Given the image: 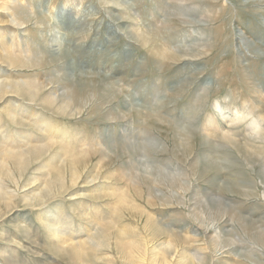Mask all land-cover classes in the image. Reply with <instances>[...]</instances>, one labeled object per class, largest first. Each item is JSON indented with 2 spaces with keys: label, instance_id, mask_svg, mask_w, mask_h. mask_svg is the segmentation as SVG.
Wrapping results in <instances>:
<instances>
[{
  "label": "rangeland",
  "instance_id": "rangeland-1",
  "mask_svg": "<svg viewBox=\"0 0 264 264\" xmlns=\"http://www.w3.org/2000/svg\"><path fill=\"white\" fill-rule=\"evenodd\" d=\"M1 74L0 264H264V149L199 132L264 103V0H0Z\"/></svg>",
  "mask_w": 264,
  "mask_h": 264
},
{
  "label": "bare ground",
  "instance_id": "bare-ground-1",
  "mask_svg": "<svg viewBox=\"0 0 264 264\" xmlns=\"http://www.w3.org/2000/svg\"><path fill=\"white\" fill-rule=\"evenodd\" d=\"M256 4H254V5H256ZM251 5H249V6H251ZM254 5H252V6H254ZM146 40H147V38H146ZM157 53H159V52L157 51ZM166 53L170 57L174 54L172 52H166ZM163 54H165V51ZM174 55H176V54H174ZM82 89H85V88H82ZM9 91H14V92L23 93V94L27 93L26 89H21L19 86L14 84L12 82V80L10 79V77L1 74L0 75V94H3L5 92H9ZM30 99L32 101H35V102L39 101L38 103H41L44 106L45 105L46 106H52L51 108L56 110L57 113L69 115V116L71 114H73V113H70L71 110L69 109L68 105L65 106L63 104L58 103L57 100L55 98L51 97V95H49V94H47V95L42 94L41 95V94L36 93V94L31 95ZM261 100L262 99L260 98L259 102H256L255 100L251 101V103L249 102L248 104H245V106H243V108L237 107L230 112H226L225 109H223L222 105L217 103L216 109L218 110L217 111L218 114L215 113L213 116H210L207 123L202 124L201 128L199 129L200 130L199 132L201 134V137H202L204 143L209 144L211 142L217 143V141H224V142H227V143L231 144L232 146L234 145L236 147L242 145V146H246L248 148L254 149V150L264 149V115L257 113V110H259L261 108V105L264 104V103L260 102ZM18 112H19V110L17 109V107H14L11 110H9V113H7V115H8L10 120H12L13 122H17L18 121L17 116L20 115ZM195 119L193 121H195ZM20 120H21V118H20ZM20 120L18 122L22 123L23 125H26V123H27L26 121L24 122V121H20ZM31 120H34V118H32ZM47 121L48 120H45V122H47ZM34 122H38V120L34 121ZM40 123L41 122H38L37 124L36 123L35 124H36V126H38V125H40ZM47 123L50 124V121H48ZM190 124H192V122H190ZM1 127H3V126L0 123V128ZM187 134H188V132H187ZM65 136H66V134H63L61 136V140L59 141V144L63 147V148H61V151H63V149H64L66 154L73 153L74 152L73 150H75V148H72V147H66L65 148V146H64L65 144H68L66 142L68 139ZM239 138L242 139L241 142H240ZM1 143H3V141L0 140V144ZM217 145H221V144L219 143ZM213 147L215 148L216 146L213 144ZM59 149H60V147H59ZM215 151H216V148H215ZM31 159H32L31 155L23 154L19 157L18 161L22 166H28L29 163L31 162ZM54 159H57V158L54 157ZM51 162H53V161H51ZM261 171H262L261 175L264 176V166H262ZM76 174H77L76 171L73 172L71 175V178H75ZM12 182L15 183L14 188H11L8 185L5 186V185L0 184V196L1 197L12 198V197H15L17 195L20 183H18V181L17 182L14 181V179L12 180ZM263 183H264V180H263ZM63 184H65L64 181H60L56 185L48 186V188L49 189L51 188V193H52V191H63V188H64ZM224 185H225V183H224ZM256 189H254V190H256ZM260 191H261L260 193L259 192L256 193L254 191H241L239 193L238 192H236V193L243 195V196H247V197H249V196H260L264 199V187H263V190L260 189ZM229 192H232V191L229 190ZM221 199L218 201V203L223 200V199L222 200ZM84 216L85 215L81 216L82 219L87 220V218ZM39 217H40V219H43L42 221H44V222H42V224L44 226L49 227L50 229H52L56 232L58 231L57 226H60V224H62V223L72 224L70 222H64V220L60 219L59 217L44 214V213H41L39 215ZM91 229L92 230L94 229V225L91 227ZM81 233H82V231L78 232V235ZM85 233H87V231H85ZM59 242L62 244L65 243V242H63V240H61ZM86 242H88V241H86ZM78 247H77V243H75L73 245V248H74L73 250L76 254L81 255L82 251ZM209 255H210V252H208V251L204 252L202 254V257L198 259V261H199L198 264H209ZM94 262H95V264H99L100 262H111V261L98 258L97 261L94 260ZM56 264H58V263H56ZM162 264H170V263L163 262ZM224 264H228V263L226 262Z\"/></svg>",
  "mask_w": 264,
  "mask_h": 264
}]
</instances>
